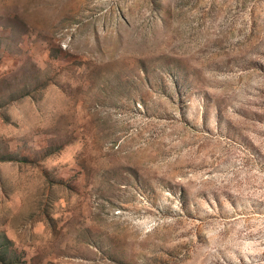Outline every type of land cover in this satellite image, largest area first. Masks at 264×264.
<instances>
[{"label": "rangeland", "instance_id": "374dc122", "mask_svg": "<svg viewBox=\"0 0 264 264\" xmlns=\"http://www.w3.org/2000/svg\"><path fill=\"white\" fill-rule=\"evenodd\" d=\"M0 264H264V0H0Z\"/></svg>", "mask_w": 264, "mask_h": 264}]
</instances>
